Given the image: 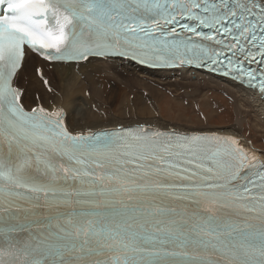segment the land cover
Masks as SVG:
<instances>
[{
    "label": "snow or ice",
    "instance_id": "snow-or-ice-1",
    "mask_svg": "<svg viewBox=\"0 0 264 264\" xmlns=\"http://www.w3.org/2000/svg\"><path fill=\"white\" fill-rule=\"evenodd\" d=\"M0 14V264H264V161L236 140L73 134L15 86L32 52L206 68L264 95V0H0Z\"/></svg>",
    "mask_w": 264,
    "mask_h": 264
},
{
    "label": "bare ground",
    "instance_id": "bare-ground-1",
    "mask_svg": "<svg viewBox=\"0 0 264 264\" xmlns=\"http://www.w3.org/2000/svg\"><path fill=\"white\" fill-rule=\"evenodd\" d=\"M27 65H32V69L34 65L35 67L38 66L42 68V71L40 73L36 71L35 74H33V72L28 74L25 70ZM46 67L50 70L54 69L52 73L44 76V68ZM40 74L44 76L43 81H40ZM85 74L88 75L87 80L83 78ZM27 75H29V77H27ZM48 76H50V78ZM78 78L84 79L83 82H80ZM45 80L48 84L44 83ZM17 81L22 85L24 90L22 96L23 104H25V97V101H27V105H29L26 107L29 109L34 106L61 107L55 105L60 104V102L65 104L67 109L63 108L66 112L64 121L66 122L67 128H69L70 131L73 130L72 132L74 133L85 134L100 129L142 126L150 127L152 130L159 129L177 133H214L228 135L237 139L239 145L243 147L250 156L254 155L256 158L264 161V155L256 154V151L243 140L240 129L236 126L222 131H214L212 129L203 130L204 127L202 131L197 128V130L192 131L191 127L190 130H184V127H181L183 129H179L174 127V125L170 126L168 123H163L161 121L160 110L156 106L158 103L156 99L158 96L156 87L162 90L166 89L170 92L171 90H175L187 93L188 90H191L197 97L198 95L199 97L203 96V92L209 89L218 90L228 96L232 104H234L235 109H238L237 113L252 117L255 126L260 124L257 121L256 115H259L264 123V102L259 94L255 91L243 88L240 84L231 79L223 78L208 71H198L191 68L174 70H157L151 68L149 70L136 66L133 61H126L119 58L102 61L92 60V62L86 66H65L61 64H47L30 55L26 59L25 65L16 79V82ZM133 88H144L152 91L147 101L142 97V93L133 96L134 98L136 97V102L134 106L129 108L130 113H136L139 116L146 117V119L142 120L138 118V121H135V119L132 120L131 118L129 120L131 122L127 123L122 122L120 119L115 120V118H109L110 116L106 111L111 106H113L115 114L119 113L124 116L126 107H123L122 102L119 101L118 98L122 96L127 97L126 93L131 92ZM83 94L86 95L85 98ZM80 96L87 107H81L78 104L79 102H76V99ZM78 107L80 111H78ZM87 111L91 112L88 116ZM253 114L255 115L253 116Z\"/></svg>",
    "mask_w": 264,
    "mask_h": 264
},
{
    "label": "rangeland",
    "instance_id": "rangeland-1",
    "mask_svg": "<svg viewBox=\"0 0 264 264\" xmlns=\"http://www.w3.org/2000/svg\"><path fill=\"white\" fill-rule=\"evenodd\" d=\"M37 67L38 66L35 67L34 65L32 69V65H27L25 70L26 72H28V74L30 72H33V74H35ZM52 70L48 69L47 67L44 68L45 71L44 75L46 76V74L52 73L53 72ZM27 77H29V75H27ZM48 77L50 78V76ZM43 80L44 79H40V81ZM78 80L80 82H83L84 79L78 78ZM22 83H23V79H22ZM156 88H157L156 91L158 92V96L156 97L158 103L156 104V106L160 110L159 112L160 119L163 123H168V125L170 126L174 125V127H177L179 129H183L181 127H184V130H190L192 128V131H195L197 129L202 131L203 127H204L203 130L212 129L214 131L215 130L222 131L227 128L236 126L240 129V134H242L243 140L256 151V154L264 155V123L259 115L256 116H257V121L260 124L258 123L259 125L255 126L252 117H250L249 115L247 116L246 114L240 115L239 113H237L238 109H235L234 104H232L228 96L224 95L218 90L209 89L203 92V96L199 97L198 95L197 97L193 94L191 90H188L187 93H183L184 91L181 92V91L171 90L170 92L166 89L165 91L164 89L162 90L159 89L158 87ZM133 89L131 92H129L130 94L126 93L127 97L122 96L118 98V100L122 102L123 107H126L124 116L120 115L119 113L115 114L113 106H111L106 111V113L110 116L109 118L111 119L115 118V120L120 119L122 122H127V123L131 122L129 121L131 118L132 120L135 119V121H138V118L142 120L146 119V117L144 118L143 116H139L136 113L133 112L130 113L129 108L131 106H134L136 102V97L134 98L133 96H137L142 93L141 94L142 97H144V99H146L147 101L152 91L150 89H144V88H139V89L133 88ZM85 96L86 95H84V98ZM76 102H79L78 104L81 107H87L83 103L81 96L76 99ZM24 103L26 104L27 107L29 106L27 105V101H25V97H24ZM55 105L67 109L65 104L61 102L60 104H55ZM77 109L78 111H80L79 107ZM90 113L91 112L87 111V116L90 115ZM254 115L255 114H253V116ZM204 119H208V120H204ZM108 127H120V126H108Z\"/></svg>",
    "mask_w": 264,
    "mask_h": 264
}]
</instances>
